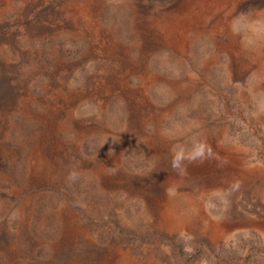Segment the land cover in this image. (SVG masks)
I'll use <instances>...</instances> for the list:
<instances>
[{
	"label": "rangeland",
	"instance_id": "rangeland-1",
	"mask_svg": "<svg viewBox=\"0 0 264 264\" xmlns=\"http://www.w3.org/2000/svg\"><path fill=\"white\" fill-rule=\"evenodd\" d=\"M0 264H264V0H0Z\"/></svg>",
	"mask_w": 264,
	"mask_h": 264
},
{
	"label": "bare ground",
	"instance_id": "bare-ground-1",
	"mask_svg": "<svg viewBox=\"0 0 264 264\" xmlns=\"http://www.w3.org/2000/svg\"><path fill=\"white\" fill-rule=\"evenodd\" d=\"M166 2V1H165ZM167 4V3H166ZM200 4V3H199ZM197 5V4H196ZM168 6V5H167ZM198 6V5H197ZM193 8V7H192ZM195 9V8H194ZM193 9V10H194ZM177 10V9H176ZM179 10V9H178ZM198 10V9H197ZM160 14V13H159ZM175 15V13H173ZM160 17V16H159ZM141 23V22H140ZM141 27V26H140ZM158 34V33H157ZM160 36V35H159ZM206 149V148H205ZM210 153V152H208ZM211 155V154H210ZM200 156V155H199ZM206 156V155H205ZM193 158V156H191ZM195 157V156H194ZM209 158V157H208ZM211 158V157H210ZM198 159V158H197ZM204 161V160H203ZM194 162V161H193ZM208 162V161H207ZM206 164V163H205ZM191 168V167H190ZM207 168V167H206ZM186 169V168H185ZM191 170V169H190ZM200 170V169H199ZM193 171V170H192ZM101 178V177H100ZM103 180V179H102ZM104 181V180H103ZM67 231V230H66Z\"/></svg>",
	"mask_w": 264,
	"mask_h": 264
}]
</instances>
